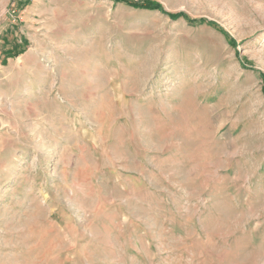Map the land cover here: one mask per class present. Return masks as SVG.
Masks as SVG:
<instances>
[{
  "label": "rangeland",
  "instance_id": "obj_1",
  "mask_svg": "<svg viewBox=\"0 0 264 264\" xmlns=\"http://www.w3.org/2000/svg\"><path fill=\"white\" fill-rule=\"evenodd\" d=\"M133 1L0 0V264H264V0Z\"/></svg>",
  "mask_w": 264,
  "mask_h": 264
},
{
  "label": "trees",
  "instance_id": "obj_2",
  "mask_svg": "<svg viewBox=\"0 0 264 264\" xmlns=\"http://www.w3.org/2000/svg\"><path fill=\"white\" fill-rule=\"evenodd\" d=\"M116 2H119L120 4L127 6V7H133V8H141V9H145V10H157V11H161V7L154 2H148V1H133V0H115ZM173 19L182 17L186 22H188L189 24L192 25H201V24H209L211 27H213L214 29L218 30L221 32L220 28L212 23H208L205 20H201V19H197V20H192L186 16H180V15H174V16H170ZM12 52H7L6 53V57H15L19 54H21L23 51L21 49H16V45L14 47L13 50H11ZM263 92H264V87H263Z\"/></svg>",
  "mask_w": 264,
  "mask_h": 264
}]
</instances>
